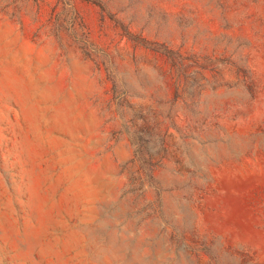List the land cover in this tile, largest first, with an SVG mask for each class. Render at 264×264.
Returning <instances> with one entry per match:
<instances>
[{
  "label": "rangeland",
  "instance_id": "1",
  "mask_svg": "<svg viewBox=\"0 0 264 264\" xmlns=\"http://www.w3.org/2000/svg\"><path fill=\"white\" fill-rule=\"evenodd\" d=\"M0 264H264V0H0Z\"/></svg>",
  "mask_w": 264,
  "mask_h": 264
}]
</instances>
